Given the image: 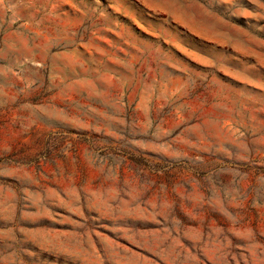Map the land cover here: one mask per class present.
<instances>
[{
  "label": "rangeland",
  "instance_id": "374dc122",
  "mask_svg": "<svg viewBox=\"0 0 264 264\" xmlns=\"http://www.w3.org/2000/svg\"><path fill=\"white\" fill-rule=\"evenodd\" d=\"M0 264H264V0H0Z\"/></svg>",
  "mask_w": 264,
  "mask_h": 264
}]
</instances>
